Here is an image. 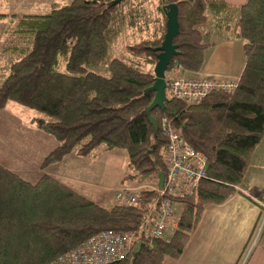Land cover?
I'll list each match as a JSON object with an SVG mask.
<instances>
[{
    "label": "trees",
    "instance_id": "trees-1",
    "mask_svg": "<svg viewBox=\"0 0 264 264\" xmlns=\"http://www.w3.org/2000/svg\"><path fill=\"white\" fill-rule=\"evenodd\" d=\"M58 0L42 14L8 15L13 42L0 68V110L11 101L35 111L32 122L57 142L41 168L75 152L86 157L100 145L124 149L127 172L122 181L165 172L166 139L160 131L167 118L185 141L206 156V178L194 194L179 199L178 229L169 242L141 226L145 210L116 202L104 206L42 173L35 181L0 164V264H46L102 230L133 232L141 241L123 260L108 264H162L178 258L203 208L229 198L242 183L250 156L264 137V0L234 7L222 0ZM176 3L178 53L166 69L198 71L209 32L242 40L244 67L231 93L212 91L199 104L168 97L164 110L145 108L154 92L153 67L166 32L163 6ZM126 31L133 42L126 58L112 55ZM150 67L151 69H147ZM158 123L157 135L148 121ZM157 184V181H156ZM155 184V185H156ZM154 185V186H155ZM153 186V187H154ZM137 192L149 202L154 188ZM264 203V189L248 188ZM261 208L264 209V206Z\"/></svg>",
    "mask_w": 264,
    "mask_h": 264
},
{
    "label": "crops",
    "instance_id": "crops-1",
    "mask_svg": "<svg viewBox=\"0 0 264 264\" xmlns=\"http://www.w3.org/2000/svg\"><path fill=\"white\" fill-rule=\"evenodd\" d=\"M55 1L58 0H4L9 10L2 14H33L31 11L39 7L46 8V12ZM222 1L237 7L246 0ZM5 22V19H1L0 26L3 27L2 23ZM201 27V32H209L207 37L214 35L216 39L208 41L210 45L204 50L200 70H181L180 73L187 77L239 78L244 67L242 41L231 37L230 33L217 35L211 17ZM12 104L14 102L9 101L0 110V164L29 181H35L42 173H47L103 205L108 194L95 191L97 182L92 178L98 172L87 158L89 155L82 157L71 152L58 163L41 168L43 158L57 142L32 122L35 115H26V127L18 128V116H14L17 112L11 114L5 110L6 106ZM19 108L23 111L25 107ZM7 117L9 120H6ZM251 186L264 189V137L254 148L242 183L236 187V191L221 203L205 205L180 256L176 259L165 257L162 264H264V220L255 244L242 263L251 239L264 219V209L259 204L264 206V203L249 195L248 188ZM113 199L115 202L114 196Z\"/></svg>",
    "mask_w": 264,
    "mask_h": 264
},
{
    "label": "built area",
    "instance_id": "built-area-1",
    "mask_svg": "<svg viewBox=\"0 0 264 264\" xmlns=\"http://www.w3.org/2000/svg\"><path fill=\"white\" fill-rule=\"evenodd\" d=\"M178 66L166 76V95L186 104H199L212 91L231 93L239 78L187 77ZM160 131L165 136V172L161 188L153 187L157 195L149 202H140L134 188L119 186L114 191L117 203L139 205L145 210L141 226L148 235L169 242L178 229L182 210L179 199L194 194L199 183L206 178V156L189 145L179 130L165 117L161 118ZM263 220L254 233L247 253L255 244ZM137 237L133 232L102 230L93 234L75 248L59 255L46 264H108L125 259L134 249Z\"/></svg>",
    "mask_w": 264,
    "mask_h": 264
},
{
    "label": "rangeland",
    "instance_id": "rangeland-1",
    "mask_svg": "<svg viewBox=\"0 0 264 264\" xmlns=\"http://www.w3.org/2000/svg\"><path fill=\"white\" fill-rule=\"evenodd\" d=\"M8 10V5H4V0H0V13H7ZM45 10L46 8L39 7L36 11L32 10L31 12H33V14H42L45 12ZM16 16L18 17L21 15ZM8 20L9 18H6V22L2 23L3 27L0 26V28H3V30L0 32V68L4 67L9 61V55L2 53V48L9 46L13 42V37L10 33L13 27H10L8 31H6ZM201 29H204V27H201ZM214 39H216V36L214 35L205 38L206 41H212ZM131 42H133V39H131L127 32L124 31L122 35L118 38L116 45L112 50V55L120 58H126L128 55L125 51V46ZM146 68L152 70V68L150 67ZM10 105L6 106L5 110L7 109V112H10L11 114H16L17 112V115L14 116H18V128L26 127V115H29L31 117L37 114L35 111L30 110L28 108H24V110L22 111V108H19L21 106H17L18 104L14 103L12 104V106ZM2 117L3 115H1V118ZM11 119H13V117ZM6 120H9L8 117ZM107 151L108 150L105 145H100L99 147L94 149L91 154H89V157H87L90 159V162L93 163L95 170H97L98 172V175L92 178L95 180V182H97V185L95 186V191L97 193L108 194V198L103 204L104 206H109L114 202V189L117 185V187L126 185L134 188V191L138 192L142 189H150L156 184L157 178L155 176L149 178L137 176L135 178H127L122 181L123 176H125L127 172L126 151L124 149H112L109 152Z\"/></svg>",
    "mask_w": 264,
    "mask_h": 264
},
{
    "label": "water",
    "instance_id": "water-1",
    "mask_svg": "<svg viewBox=\"0 0 264 264\" xmlns=\"http://www.w3.org/2000/svg\"><path fill=\"white\" fill-rule=\"evenodd\" d=\"M121 0H113L112 3H118ZM163 10L166 13V32L161 45L154 48L158 51L157 61L153 67L154 82L152 85L144 89V93L149 91L154 92L151 103L145 108V112L149 113L154 108L164 110L165 103L168 101L166 95V69L171 58L178 53L177 45L173 43V38L178 34V9L176 3H169L163 6ZM148 121L153 128V135H157L158 123L153 116L148 117ZM164 181V172L157 174V187L161 188ZM141 241L136 243L133 254H136L140 248Z\"/></svg>",
    "mask_w": 264,
    "mask_h": 264
}]
</instances>
